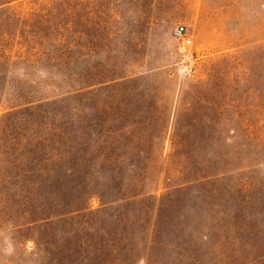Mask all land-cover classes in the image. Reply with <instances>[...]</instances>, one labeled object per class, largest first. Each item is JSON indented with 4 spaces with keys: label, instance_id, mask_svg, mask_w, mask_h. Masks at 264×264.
<instances>
[{
    "label": "rangeland",
    "instance_id": "1",
    "mask_svg": "<svg viewBox=\"0 0 264 264\" xmlns=\"http://www.w3.org/2000/svg\"><path fill=\"white\" fill-rule=\"evenodd\" d=\"M73 3L0 4V264H264V0Z\"/></svg>",
    "mask_w": 264,
    "mask_h": 264
},
{
    "label": "trees",
    "instance_id": "2",
    "mask_svg": "<svg viewBox=\"0 0 264 264\" xmlns=\"http://www.w3.org/2000/svg\"><path fill=\"white\" fill-rule=\"evenodd\" d=\"M13 0H0V4H5V3H8V2H11ZM35 3H38L39 0H31ZM74 0H62V4L64 5V7L66 8V10L68 11H71L73 10V7H74V3H73ZM45 3V5H40V4H37L36 8H32L30 7L29 10H25L24 11V15L27 16L25 17L22 22L26 25V27L28 26L27 22L29 21V18H31L32 15H34L35 13L36 14H41L40 12H37V10L39 9V11H41V6L42 8L46 7V5L49 4V2H43ZM32 8V10H31ZM66 16H68L66 14ZM27 20V22H26ZM72 23H73V19L72 17H69V19H65V21L62 23L63 24V28H64V34L62 35V39L64 40V52L62 50L59 51V54H63V53H66V54H71L72 53V49H73V45H72V42L73 41H69L71 40V31H72ZM32 30V29H30ZM31 32H34L32 35L35 34V31H31ZM25 47V46H22V48ZM27 50V48H26ZM10 55H7L6 51L4 49H0V59H5V60H9ZM18 59L19 58H27V56L25 54H18L16 56ZM69 61V58L67 59ZM67 63H70V61ZM15 62V61H13ZM33 168L31 170L27 169V171H24V173H27V172H33ZM9 177H17L16 174L14 175H11ZM45 181L48 180V178H45L44 179ZM122 190H125L123 189V187L121 188ZM120 189V191H121ZM118 191V192H120ZM121 194L120 195H116L118 197H115L116 199L118 200H124V199H128L130 197H136V196H139V195H144L145 194V191L140 188L139 190L137 191H132V192H128V193H124V192H120ZM25 195L23 196V198H29L26 194L28 193H24ZM79 194L78 195H72V194H65L63 196V198L59 199V205L61 206L60 207V210H56V209H50V207L47 209V208H43V207H40V206H37V207H32V209H26L25 211H23V214L27 215V218L26 220H28L27 222H34V223H45V224H48L49 222H51V220H53L54 218H59V217H65L67 215H72L74 213H76V215H81V216H84L85 215V209H86V206L82 203V201H79ZM114 199V200H116ZM112 201V200H111ZM25 217V216H24ZM21 222V221H20Z\"/></svg>",
    "mask_w": 264,
    "mask_h": 264
},
{
    "label": "built area",
    "instance_id": "3",
    "mask_svg": "<svg viewBox=\"0 0 264 264\" xmlns=\"http://www.w3.org/2000/svg\"><path fill=\"white\" fill-rule=\"evenodd\" d=\"M172 36L176 40H180L183 47L190 48L192 46V34L189 33L185 25L181 23L176 24L172 28Z\"/></svg>",
    "mask_w": 264,
    "mask_h": 264
}]
</instances>
